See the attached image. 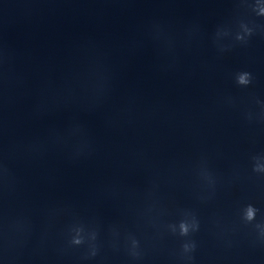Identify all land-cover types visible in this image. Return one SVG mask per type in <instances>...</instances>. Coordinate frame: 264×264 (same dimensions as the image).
I'll list each match as a JSON object with an SVG mask.
<instances>
[{
  "label": "clouds",
  "instance_id": "9594fccd",
  "mask_svg": "<svg viewBox=\"0 0 264 264\" xmlns=\"http://www.w3.org/2000/svg\"><path fill=\"white\" fill-rule=\"evenodd\" d=\"M258 14L264 15V7L259 8ZM245 31L247 32L250 30L245 28ZM237 39H242V37L237 36ZM235 79L238 85L247 86L250 83V79H251L250 73L248 72L237 73ZM254 170L258 172H264V165L257 164ZM258 211L259 209H257L252 204L246 205L245 210H244V219L248 222L254 221L256 219V215ZM262 226L264 225H261V224L256 225L257 228H261ZM198 227L199 225L197 222H195V220H193L192 222H189L187 219H184V220H181L178 225H172L171 230L173 231V233H176L178 230V234L181 237H188L190 232L198 230ZM72 231L74 232V235L71 237V241H70L71 244L75 246L84 244L85 236L83 235L84 233L83 227H74ZM261 235H264V232H261ZM95 238H96L95 233H92L90 239L94 241ZM133 244L135 245L136 241H133ZM182 250H183V253L185 254L193 252L195 250V243L185 242L182 245ZM91 255L93 256L96 255V250L94 246H92ZM188 259H191V256H189Z\"/></svg>",
  "mask_w": 264,
  "mask_h": 264
}]
</instances>
